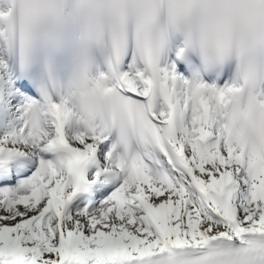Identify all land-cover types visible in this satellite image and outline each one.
Returning a JSON list of instances; mask_svg holds the SVG:
<instances>
[{
	"label": "snow or ice",
	"instance_id": "obj_1",
	"mask_svg": "<svg viewBox=\"0 0 264 264\" xmlns=\"http://www.w3.org/2000/svg\"><path fill=\"white\" fill-rule=\"evenodd\" d=\"M0 264H264V0H0Z\"/></svg>",
	"mask_w": 264,
	"mask_h": 264
}]
</instances>
